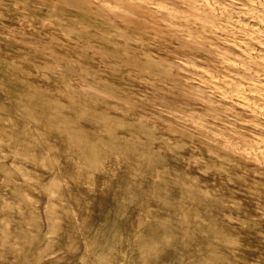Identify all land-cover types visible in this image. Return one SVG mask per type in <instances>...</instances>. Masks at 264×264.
Masks as SVG:
<instances>
[{
	"label": "rangeland",
	"instance_id": "rangeland-1",
	"mask_svg": "<svg viewBox=\"0 0 264 264\" xmlns=\"http://www.w3.org/2000/svg\"><path fill=\"white\" fill-rule=\"evenodd\" d=\"M100 14L0 0V126H10L0 131V264H264V216L226 169L242 165L138 108L153 89L174 97L177 70L159 59L156 29ZM23 63L32 91L7 70ZM140 217L147 224L132 247Z\"/></svg>",
	"mask_w": 264,
	"mask_h": 264
},
{
	"label": "bare ground",
	"instance_id": "bare-ground-1",
	"mask_svg": "<svg viewBox=\"0 0 264 264\" xmlns=\"http://www.w3.org/2000/svg\"><path fill=\"white\" fill-rule=\"evenodd\" d=\"M42 1L55 8L71 7L84 18L102 10L100 16H95V19L98 17L101 22L110 19L117 22L122 20L124 23L133 24V27L148 23L151 30H153L152 28L156 29V34L158 33L157 35L160 36L157 40L159 42L156 43L160 44L156 50L159 59L174 65L177 70L174 74L172 73L171 90L173 94L169 92L174 97L168 103L167 95L164 92L152 88L151 92L141 93L145 98L141 99L138 108L152 113V116L157 118H162L161 116L165 115L172 120L171 124H175L180 130L184 128L189 130L190 128L197 132L202 138V148L195 145L198 147L197 149H207V151L213 149L227 154L226 158L229 156L233 161L240 163L242 165L240 170L233 163L228 166L226 163L227 173L233 172L231 176L239 181L241 190L245 189L244 195H249L254 201H257L255 205L257 214L264 216V0ZM125 4H135L138 9L129 10L124 7ZM103 11L107 13L104 14ZM25 34L36 35L31 30ZM143 40L141 41L143 42ZM146 50L148 51V49ZM153 52L155 53V51ZM152 63L149 64L152 65ZM23 64L25 69H17L9 65L7 70L15 79L19 78L23 81L22 85H28L31 89L33 86L29 81V71L32 70V66L29 63ZM4 69L6 70V67H3L2 70ZM189 84L191 86L197 84L204 89H192ZM96 89L99 88L96 87ZM85 91L93 92V86L85 85ZM24 94L26 95V93ZM21 96L23 95L21 94ZM26 96L30 97L28 94ZM30 101L32 102V100ZM180 104L187 107L183 108ZM1 119L3 121L0 131H7L6 120ZM186 122L188 123L186 124ZM145 135L144 138H146ZM84 148L87 149V147ZM88 154L92 153L88 151L87 156ZM87 158L89 157H86V160ZM151 158L152 153L146 148L143 151L140 164L148 166ZM88 163L93 168L99 166L105 170L104 162L94 159V157L90 158ZM141 173L144 177L146 170H141ZM107 179L105 174L100 176V181L103 183ZM95 180H98V177L95 176ZM107 184L110 185L109 182ZM232 191L229 189L227 192L233 194ZM100 194L98 196V200L101 198L98 203L99 208L105 204L108 197L106 189ZM146 224V220L140 217L136 224L140 231H137L135 239H132V247H137L140 244ZM131 232H135V230Z\"/></svg>",
	"mask_w": 264,
	"mask_h": 264
}]
</instances>
